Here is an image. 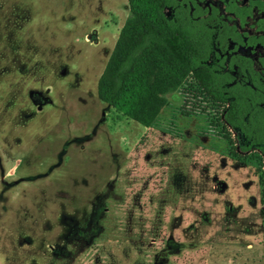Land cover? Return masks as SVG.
Segmentation results:
<instances>
[{
	"label": "rangeland",
	"instance_id": "374dc122",
	"mask_svg": "<svg viewBox=\"0 0 264 264\" xmlns=\"http://www.w3.org/2000/svg\"><path fill=\"white\" fill-rule=\"evenodd\" d=\"M128 11L0 0V264H264V157L226 100L191 71L148 126L99 99Z\"/></svg>",
	"mask_w": 264,
	"mask_h": 264
},
{
	"label": "trees",
	"instance_id": "16d2710c",
	"mask_svg": "<svg viewBox=\"0 0 264 264\" xmlns=\"http://www.w3.org/2000/svg\"><path fill=\"white\" fill-rule=\"evenodd\" d=\"M127 2L128 15L97 81L99 99L148 126L166 95L191 71L226 100L223 119L243 134L245 148L257 146L264 157V84H242L207 63L213 40L203 23L182 24L181 14L164 12L162 0ZM223 35L217 32L215 42L221 43Z\"/></svg>",
	"mask_w": 264,
	"mask_h": 264
},
{
	"label": "flooded vegetation",
	"instance_id": "af4514ba",
	"mask_svg": "<svg viewBox=\"0 0 264 264\" xmlns=\"http://www.w3.org/2000/svg\"><path fill=\"white\" fill-rule=\"evenodd\" d=\"M169 16L181 14V23L189 26L203 23L210 30L213 49L209 57L223 54L222 71H228L234 81L264 84V0H162ZM166 13V14H167ZM224 33L221 43L216 33ZM255 50V53H251ZM219 64V63H218ZM226 65V66H225ZM240 74L236 79L234 71Z\"/></svg>",
	"mask_w": 264,
	"mask_h": 264
}]
</instances>
